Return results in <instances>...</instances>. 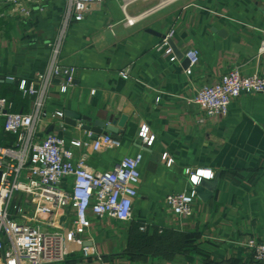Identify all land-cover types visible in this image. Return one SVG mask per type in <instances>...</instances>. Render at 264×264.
Masks as SVG:
<instances>
[{"label":"crops","instance_id":"0c3cea01","mask_svg":"<svg viewBox=\"0 0 264 264\" xmlns=\"http://www.w3.org/2000/svg\"><path fill=\"white\" fill-rule=\"evenodd\" d=\"M68 9L67 0H45L28 18H6L0 9V97L12 105L22 82L44 92L38 140L49 133L86 139L79 121L61 130L57 111L127 116L120 147L89 149L85 164L103 172L137 153L142 163L132 219L92 218L60 264H259L240 243L264 242V96L241 95L225 117L213 118L190 100L194 88L212 85L232 67L264 77V56L257 54L264 0H103L78 22L68 19ZM170 31L166 54L162 40ZM189 48L200 54L190 78L184 73ZM56 65L75 70L66 93L59 91L60 77H50L46 88L35 80ZM26 97L18 113L33 111L35 98ZM1 125L0 146H6L16 135ZM143 126L154 136L150 146L138 137ZM82 151L75 150L76 158ZM206 169L213 178L200 179L218 177L210 197L198 198L189 218L174 216L167 196L189 189V172ZM168 234L176 242L166 241ZM152 235L167 237L158 249L128 255Z\"/></svg>","mask_w":264,"mask_h":264},{"label":"built area","instance_id":"2783aa9c","mask_svg":"<svg viewBox=\"0 0 264 264\" xmlns=\"http://www.w3.org/2000/svg\"><path fill=\"white\" fill-rule=\"evenodd\" d=\"M45 0H3L4 17H30L33 7ZM65 1V0H62ZM68 19L82 21L93 5L103 0H67ZM129 24L133 20L126 21ZM170 31L162 40L165 53H171L168 40ZM264 56V28L257 48ZM188 66L184 73L190 78L200 59L196 48L185 52ZM75 70L60 65L53 66L47 76L39 74L35 80L50 85V77L62 78L60 93H66ZM126 77L124 73H121ZM9 80L14 81L12 78ZM44 88V89H45ZM23 97H34V109L27 113L11 112V104L0 97V119L3 130L16 135L13 147H0V264H60L77 238L92 227V218L128 222L132 219L134 203L140 183L142 154L127 156L109 170L95 172L85 164L87 150L102 152L120 147V141L110 134L92 139L65 138L49 133L41 140L35 137V125L42 122L44 92L33 82L19 84ZM244 94L264 96V77L259 74L243 75L232 67L212 85L194 88L190 102L199 108L205 118L225 117L230 103ZM57 123L65 130L63 113L57 111ZM82 129V124L79 123ZM141 142L150 146L154 136L147 126L138 133ZM75 150H83L76 158ZM166 157V156H165ZM164 157V158H165ZM171 160L166 165L170 166ZM189 172V189L167 196L170 212L178 218H189L198 199ZM200 179V178H199ZM240 245L252 254L255 262L264 264V242L247 239Z\"/></svg>","mask_w":264,"mask_h":264},{"label":"water","instance_id":"95a60500","mask_svg":"<svg viewBox=\"0 0 264 264\" xmlns=\"http://www.w3.org/2000/svg\"><path fill=\"white\" fill-rule=\"evenodd\" d=\"M188 62V61H187ZM7 84L18 85V82L7 79ZM64 122L72 127H75L77 121L82 124V130L91 133L92 139H96L100 135L110 134L115 140H120L119 134L122 133L126 126L128 120L127 116L121 115L119 119H114L113 117H105L101 119H92L88 116H83L81 114H71L70 112H65ZM73 118V121L67 120V118ZM154 161V159H153ZM1 177V172H0ZM218 177L216 176L213 181H207L205 179H200L197 186H195L194 191L198 198L206 201L210 197V191H212L216 186V181Z\"/></svg>","mask_w":264,"mask_h":264},{"label":"trees","instance_id":"16d2710c","mask_svg":"<svg viewBox=\"0 0 264 264\" xmlns=\"http://www.w3.org/2000/svg\"><path fill=\"white\" fill-rule=\"evenodd\" d=\"M19 90V89H18ZM19 92V91H18ZM26 96L25 97H23L22 95H21V93L19 92V96H15V98H13V101H12V105H11V109H10V111L11 112H16V113H18L17 111H18V107H21V106H24V107H26L27 105H26V102L24 103V101L26 100ZM27 113V112H26ZM2 122V125H1V127H2V129H3V120L2 119H0V123ZM4 131V130H3ZM5 134H9V133H6L5 132ZM15 140H16V138L14 139V141H12L9 145H6V146H0V147H13V145H14V143H15ZM169 235V237L167 238V240L166 241H170L171 242V240L172 241H175L176 242V235L175 234H168ZM174 236V237H173ZM167 237V236H166ZM165 235L164 236H162V235H152V236H150V240H148V241H146L145 242V239L143 240V242H142V244H141V246L140 247H130V249L128 250V255H132V252H134V253H141V254H143V253H146L147 252V250H149L151 247H153V248H155V249H158L159 247H157L156 245L157 244H160L163 240H165ZM183 238H185V239H187V237H185V236H182ZM181 237L179 236V239H180ZM183 238H181L182 240H184ZM189 242V240L187 241V243ZM172 248H175V247H172ZM134 255H136V254H133L132 256H134ZM230 264H241V263H239V262H236V261H230Z\"/></svg>","mask_w":264,"mask_h":264},{"label":"clouds","instance_id":"9594fccd","mask_svg":"<svg viewBox=\"0 0 264 264\" xmlns=\"http://www.w3.org/2000/svg\"><path fill=\"white\" fill-rule=\"evenodd\" d=\"M204 177L205 179L211 180L214 176V173L211 169L201 170L199 174L191 177L192 183H199V177Z\"/></svg>","mask_w":264,"mask_h":264}]
</instances>
